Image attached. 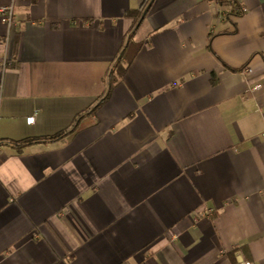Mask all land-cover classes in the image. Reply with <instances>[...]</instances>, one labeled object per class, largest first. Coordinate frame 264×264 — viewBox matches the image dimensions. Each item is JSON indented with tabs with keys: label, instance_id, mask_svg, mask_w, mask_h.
Wrapping results in <instances>:
<instances>
[{
	"label": "crops",
	"instance_id": "crops-1",
	"mask_svg": "<svg viewBox=\"0 0 264 264\" xmlns=\"http://www.w3.org/2000/svg\"><path fill=\"white\" fill-rule=\"evenodd\" d=\"M233 1L0 0V264H264V0Z\"/></svg>",
	"mask_w": 264,
	"mask_h": 264
},
{
	"label": "trees",
	"instance_id": "trees-1",
	"mask_svg": "<svg viewBox=\"0 0 264 264\" xmlns=\"http://www.w3.org/2000/svg\"><path fill=\"white\" fill-rule=\"evenodd\" d=\"M230 4H235L233 0H231ZM127 15L131 17H136L138 15V11H131ZM132 33L129 34L127 39V44L124 48V50L121 52V54L116 58V60L113 62V65L111 66V69L108 74V87L105 95L103 98L99 101V103L94 107L92 110L93 112L97 110L108 98L110 92L116 85L119 78L123 75L125 71V65H127L130 61V56L126 53V47L132 44ZM69 132H60L58 134H55L54 136L48 137V138H39V139H25L21 141H14L10 142L12 146L16 147L18 150L36 144V143H53L59 140H62L66 136H68ZM1 144V143H0Z\"/></svg>",
	"mask_w": 264,
	"mask_h": 264
},
{
	"label": "built area",
	"instance_id": "built-area-1",
	"mask_svg": "<svg viewBox=\"0 0 264 264\" xmlns=\"http://www.w3.org/2000/svg\"><path fill=\"white\" fill-rule=\"evenodd\" d=\"M210 2H214L215 6H216V12L218 14H220L221 16L218 17V19L222 18L223 15V8L227 7L228 5H230L231 0H210ZM239 11H243V9L240 7ZM0 19L1 21L7 25V26H11L13 24V11H12V7L11 6H1L0 7ZM28 124H32L34 121V117H29L26 119ZM210 212L208 211L207 214H209ZM203 215V214H201ZM197 220V217L194 218V221ZM236 264H253V262L246 260L244 258H238V261Z\"/></svg>",
	"mask_w": 264,
	"mask_h": 264
}]
</instances>
